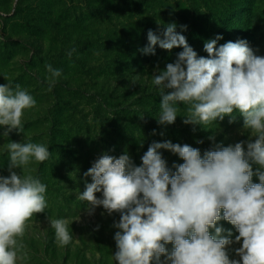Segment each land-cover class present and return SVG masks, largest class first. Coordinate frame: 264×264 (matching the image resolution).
<instances>
[{
  "label": "clouds",
  "instance_id": "clouds-1",
  "mask_svg": "<svg viewBox=\"0 0 264 264\" xmlns=\"http://www.w3.org/2000/svg\"><path fill=\"white\" fill-rule=\"evenodd\" d=\"M176 29L170 23L160 35L148 30V44L140 50L154 55L157 45L167 51L183 49L164 69L157 66L152 76L161 97L157 123L174 124L181 104L187 106L183 123L205 129L225 116L233 123L238 113L254 142L249 139L246 150L244 141L216 144L201 155L200 149L188 144L154 141L139 166L126 151L118 158L105 153L84 173L92 182L86 183L78 199L87 202L90 215L100 206L108 215L119 214L113 223L118 229L116 264H264V56L256 55L244 39L217 46L220 35L204 43L207 57L198 56ZM46 69L51 88L62 72L51 64ZM35 105L21 85L0 84L2 135L23 132L24 112ZM160 149L183 163L169 168ZM6 151L9 175H0V264H18L27 258L23 237L28 222L48 206L47 185L25 169L33 159L48 160L51 152L43 144L11 141ZM253 165L258 167L254 170ZM221 220L238 232L239 260L229 257L227 247L234 241L231 231L222 235L225 230L217 226ZM50 226L59 246L72 241L68 220L51 219ZM168 244L173 245L171 251Z\"/></svg>",
  "mask_w": 264,
  "mask_h": 264
},
{
  "label": "rangeland",
  "instance_id": "rangeland-1",
  "mask_svg": "<svg viewBox=\"0 0 264 264\" xmlns=\"http://www.w3.org/2000/svg\"><path fill=\"white\" fill-rule=\"evenodd\" d=\"M242 1L0 0V84L11 82L13 87L19 84L36 100L34 108L25 110L23 124L38 122L37 144L44 145L48 139L47 128L55 120L60 131L66 132L67 142L75 139L76 144L82 142V146H88L83 156L78 154L76 160L69 159V168L68 164L65 167L57 164L60 171L55 174V186L45 194L48 206L44 213L34 214L28 222L23 237V251L27 258L18 264H116L114 234L118 229L113 227V223L119 221V214L108 215L100 206L90 215L86 211L87 202L78 199L86 183L92 182L91 177H84V173L101 156L92 148L93 143L101 140V125L104 121L105 124L119 121L120 115H134L138 118L125 120L121 117V120L139 129L140 117L144 116L145 121L159 117L160 105L154 104L155 98L161 97L158 87L152 83V76L157 72V66L164 69L167 63L174 62L176 54L165 52L157 45L158 54L154 58L143 56L145 60H140L137 50L148 44V30L160 35L168 24L175 23L177 32L187 38L188 44L204 45L212 38L206 37L207 34L200 36L201 29L214 15L225 16L222 8L227 9L231 4L240 5L241 14L247 6ZM205 4L212 12L202 9L196 14L195 9ZM251 9L256 23H263L264 0H252ZM16 12L18 26L13 28L12 24L7 25V19ZM181 25H186V30H182ZM192 34L197 37L192 38ZM16 42L24 46H13ZM133 63H141V69L132 67ZM48 64L62 72L51 88L47 80L50 75L46 69ZM27 71L45 85L39 87L26 80L23 74ZM65 90L69 93L62 92ZM59 98L69 102L71 109L65 108L56 115ZM98 107L103 121L96 115ZM47 112L54 114L55 118L45 117ZM186 112L187 107L179 106V116L170 125L174 129L173 138L165 141L188 144L200 149L203 155L205 149L213 150L216 144L221 143L228 146L244 141L246 150L249 139L255 140L244 129L243 117L238 113L233 123H229L225 116L223 121L218 120L205 129L201 125H185L183 117ZM56 142V145L64 143L62 139ZM4 150L6 145L0 144V152ZM161 151L169 168L173 163L183 162L177 155L164 149ZM128 154L131 156L130 152ZM37 163L33 159L26 166V174H32ZM7 165L8 160L1 165V175L5 177L9 175ZM256 167L253 165L254 169ZM16 171L20 172L19 169ZM252 179L259 183L258 177L253 176ZM96 195L102 198L101 193ZM59 218L69 222L73 239L67 246L56 243L54 229L50 226L51 219ZM217 226L225 230L224 236L228 231L236 230L224 220L218 221ZM210 232L215 234L214 229ZM236 235L238 232L232 233L234 243L227 247V251L230 259L239 260L235 249L241 247L242 242L235 243ZM166 247L171 251L173 245Z\"/></svg>",
  "mask_w": 264,
  "mask_h": 264
},
{
  "label": "trees",
  "instance_id": "trees-1",
  "mask_svg": "<svg viewBox=\"0 0 264 264\" xmlns=\"http://www.w3.org/2000/svg\"><path fill=\"white\" fill-rule=\"evenodd\" d=\"M242 2L246 3L247 6L243 8L241 14L239 13L240 5L234 3L227 7V9H223L225 16L218 17L214 15L213 19L207 24V26L201 29L200 36H204L207 34L206 37H211L214 39L217 35L222 36L223 38L217 41V46L222 45L228 41H237L238 39H244L248 42L249 47H251L254 53L258 56H264V21L263 23H256L257 19H255L253 11L251 9L252 0H243ZM206 9L208 12H212L211 8L208 5H202L195 9L196 14L200 12V10ZM220 14V11L217 12ZM18 14L17 12L13 16H9L7 19V25L12 24V27L15 28L18 26L17 22ZM205 19L207 18L206 15L203 16ZM14 24V25H13ZM192 38H196L197 36L192 34ZM198 54V56L207 57V53L204 51L203 44H189ZM13 46L15 47H23L24 45L16 42ZM160 50V49H159ZM182 48H174L171 51L165 50V52H170V54H177L181 52ZM138 49L137 54L139 55L140 60L144 61L145 57H153L158 54V50L155 49V54H143V52ZM142 54V55H141ZM145 56V57H143ZM35 61V58L32 59ZM141 63H133L134 68L141 69ZM66 67V65H63ZM63 67V68H64ZM1 69V67H0ZM26 80L29 82H33L35 85L42 87L44 86V82H41L38 77L33 76L30 72L23 74ZM23 77V78H24ZM64 93H69L68 91H62ZM155 104L159 105L161 99L159 97L155 98ZM56 108V115H59L61 111H64L65 108L71 109L70 103L65 102L62 99L57 100ZM180 107H187L186 105H179ZM55 107V106H54ZM96 115L101 121H103L101 109L98 107L96 108ZM49 119H54L55 115H50L48 112L46 116ZM121 117L125 120L127 119H136L137 116L128 115L123 116L120 115L118 117L119 121H111L110 123H106L105 121L101 125L102 128V137L101 140L97 143H93L92 148L93 150L100 155L108 154L114 157H119L125 151L127 153H131L133 161L136 166H139L142 161V155L147 151L148 146L152 142H165V140H169L173 138V128L170 125H159L157 120H149L145 121V119L140 120L141 127L135 128V126H131L130 124H124L121 120ZM228 120L230 117L226 116ZM37 121H31L23 124V132L12 131L9 133L7 137L2 135L3 129L0 128V144L7 145L10 141L11 142H18V143H38L39 138L36 135V130H38ZM46 142L44 143L45 146L49 148L51 152V156L48 160L44 162H39L35 166V171L31 174L34 177H37L41 180L42 183L47 185V190L51 189L52 186H55L53 180L55 179L56 175L59 173V167L57 164L62 165L65 167L69 162V159H75L77 155L83 156L85 150H87L88 146H82L81 143L76 144V140L72 139L73 141L67 142L66 140V132L60 131L59 127L55 124V120L49 124V128H47ZM22 141H19L21 140ZM58 139H62L64 143L56 145V141ZM69 140V139H68ZM162 142V143H163ZM141 143L143 146H141ZM66 144H70L68 148H63ZM160 149L159 151H161ZM206 151V149H205ZM204 151V152H205ZM88 153H86L87 155ZM9 159L8 152L6 150L0 152V175L3 173L2 166L5 164V161ZM183 163V162H182ZM69 164L67 167L69 168ZM255 170V169H254ZM232 233H236L237 231H231Z\"/></svg>",
  "mask_w": 264,
  "mask_h": 264
}]
</instances>
